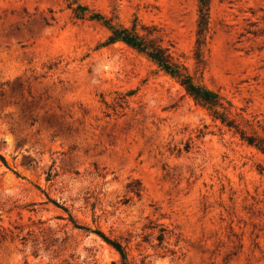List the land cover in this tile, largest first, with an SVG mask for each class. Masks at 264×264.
<instances>
[{"label":"rangeland","instance_id":"rangeland-1","mask_svg":"<svg viewBox=\"0 0 264 264\" xmlns=\"http://www.w3.org/2000/svg\"><path fill=\"white\" fill-rule=\"evenodd\" d=\"M199 4L0 0V264H264V0H211L197 52ZM109 19L157 26L226 121Z\"/></svg>","mask_w":264,"mask_h":264},{"label":"trees","instance_id":"trees-1","mask_svg":"<svg viewBox=\"0 0 264 264\" xmlns=\"http://www.w3.org/2000/svg\"><path fill=\"white\" fill-rule=\"evenodd\" d=\"M210 2L211 0H200L196 40L197 52L205 44L209 28ZM75 11H77V15L79 16L84 15L83 12H78V9H75ZM91 17L97 18L99 16L96 15ZM97 19H101V17ZM109 20L105 23L111 31L109 36L110 41H124L139 53L146 55L153 62L157 63L167 74L171 75L178 82H180L184 86L186 92L192 96L197 103L208 108L214 117H221L223 122L226 121V118L218 112V107L222 105L220 101L221 96L194 81V78L189 73L187 67L183 63L177 61L174 58L170 47L163 43V37L158 34L159 29L157 26L142 24L141 27L143 32H141L137 28L136 24L129 27L112 23L111 19ZM229 125H232L231 122H229ZM238 131L240 132L242 139L264 152L263 142H258L256 137L248 136L242 130L238 129ZM114 245L120 250L122 256L125 257V251L121 248V246L119 244Z\"/></svg>","mask_w":264,"mask_h":264}]
</instances>
